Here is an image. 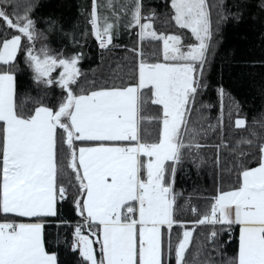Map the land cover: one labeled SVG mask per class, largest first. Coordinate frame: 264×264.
Listing matches in <instances>:
<instances>
[{
    "label": "snow or ice",
    "instance_id": "6c2138e0",
    "mask_svg": "<svg viewBox=\"0 0 264 264\" xmlns=\"http://www.w3.org/2000/svg\"><path fill=\"white\" fill-rule=\"evenodd\" d=\"M44 7L0 0V264H264V109L221 81L213 124L203 99L226 25L264 41V0H90L85 29Z\"/></svg>",
    "mask_w": 264,
    "mask_h": 264
},
{
    "label": "trees",
    "instance_id": "16d2710c",
    "mask_svg": "<svg viewBox=\"0 0 264 264\" xmlns=\"http://www.w3.org/2000/svg\"><path fill=\"white\" fill-rule=\"evenodd\" d=\"M89 2L90 0H44L45 7L42 11L46 16L59 17L65 29H71L77 24L81 29H85L87 25L85 17L81 14V8ZM219 39L217 56L209 74L210 87L203 97L205 102L213 105L206 115L210 122L215 124L220 105V98L215 89L222 81L226 91L241 103L251 119L254 114L264 109V95L261 93L264 87V41L261 40L259 26L250 22L240 25L229 23L222 29ZM125 42H127L126 38ZM52 44L58 48L61 41L54 36ZM84 51L90 53V58L84 60L83 70L91 80L93 78L91 69H96L99 62L97 42L93 37L87 38ZM123 54V52L113 53L117 57ZM101 71L106 72V68L98 69L97 77ZM18 79L25 87L29 83L27 76H21ZM223 103L227 112L231 101L226 96ZM225 130L229 137L241 134L228 127ZM218 141V135L209 133L208 143L215 144ZM213 154L211 150L206 151L209 160ZM176 187L178 191L183 192L184 197H192L193 204L203 207V197L211 193L212 182L208 175L204 173L197 175L193 170L178 180ZM183 218L191 219L192 217L185 212ZM66 259L68 264H73L71 255H68Z\"/></svg>",
    "mask_w": 264,
    "mask_h": 264
}]
</instances>
